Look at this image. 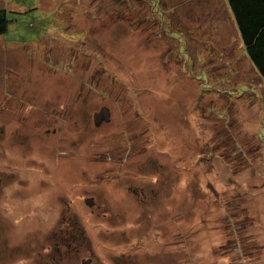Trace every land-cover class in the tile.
Segmentation results:
<instances>
[{"label": "rangeland", "instance_id": "1", "mask_svg": "<svg viewBox=\"0 0 264 264\" xmlns=\"http://www.w3.org/2000/svg\"><path fill=\"white\" fill-rule=\"evenodd\" d=\"M0 9L10 20L0 169L24 159L20 140L55 168L67 158L72 227L90 240L67 251V264H110L121 252L130 264H264V78L226 0H0ZM17 104L39 110L38 130L20 128L27 142L14 132L26 112L6 121ZM101 106L111 122L97 128ZM128 185L145 187L144 204ZM50 212L39 222L59 229Z\"/></svg>", "mask_w": 264, "mask_h": 264}, {"label": "flooded vegetation", "instance_id": "2", "mask_svg": "<svg viewBox=\"0 0 264 264\" xmlns=\"http://www.w3.org/2000/svg\"><path fill=\"white\" fill-rule=\"evenodd\" d=\"M29 105H18L14 107L16 108L13 113L14 115L5 114L7 118L2 116V118H6V121L13 118L17 120L16 111L19 114L26 112L25 115L22 114L20 117L23 121L16 122L17 127H14V132L18 139L22 137L26 142L29 141L28 137L30 134L23 137V133H20V128L24 132L28 130V133H30V131L34 132V130L38 128L37 124H40V118L38 116L39 110L34 106ZM53 107L56 106L53 105ZM23 108H25V110L31 108L32 110L27 109L30 111V115H28V112ZM50 108H52V106ZM50 108L48 109L50 110ZM108 111V120H101L98 124H95L93 118L96 112L93 113L92 123L95 127L100 128L111 122V112L109 108ZM55 117L56 116H53L52 118L49 117L48 120H54L53 118ZM2 126L0 127L1 134L4 133V128H2ZM11 129L12 127L8 125L7 130L10 132ZM81 130H83V128H81ZM55 131L56 129L54 128L53 133ZM45 132L47 134L50 133L48 130H45ZM24 143L23 140L17 141V149L14 147L15 150L24 156V159L16 155V157H11L14 158L13 161H11V158L10 160L6 158L7 163L11 162L10 164L15 166L16 169L14 171H3L2 167L0 169V264H8L13 261V264H58L56 257H59L62 263L67 264L65 257L68 252L72 251L74 253H79L83 250V247H90L89 237H87L84 230H81L78 227H72L73 221L71 220V209L67 202V158L63 160L62 164L57 165L58 168H55L53 163H48V160L40 154V152L45 154V151L41 148H37L36 145L32 146L31 144H27L25 146ZM63 146L66 147L64 150L67 151V142H65ZM5 148L6 144L2 146V152L5 151L7 154L8 151ZM39 154L41 155L40 159ZM46 164L48 167L52 168V170H50L54 172L53 174L45 167ZM6 167L8 169L7 165ZM120 168H124L123 171L130 170L126 164ZM123 176L124 174L122 175V178L115 180V182L120 185L123 184ZM61 180L65 183H61ZM55 182L60 183V185H56ZM127 188L137 202L142 204L145 203L147 195L144 186L137 185L132 188L128 185ZM8 192L13 193L14 196L8 197ZM94 198V196H91L83 201L85 205L91 209V214L94 213V208L100 207L99 204H95ZM116 198L117 199H114L121 201L125 197L120 195ZM49 211H51V214L54 212L58 215L57 218L60 219L58 222L59 229L53 227L54 224L47 223L45 225L43 222H39L41 216L44 217ZM6 212L11 220L17 215L19 221L12 220V222L6 224L4 221ZM30 212L32 214V219L29 220L30 224L26 225L24 223L26 213ZM40 232L43 233L42 237L44 239L42 242L44 241V244L39 242V239L41 238ZM22 234L24 235L22 236ZM21 255L24 256L23 259L18 258V256ZM112 260L113 261H111L110 264H130L131 262L129 256L124 252H121V256H114V259ZM81 264L102 263L101 261L93 260L89 257L88 259L81 260Z\"/></svg>", "mask_w": 264, "mask_h": 264}, {"label": "trees", "instance_id": "3", "mask_svg": "<svg viewBox=\"0 0 264 264\" xmlns=\"http://www.w3.org/2000/svg\"><path fill=\"white\" fill-rule=\"evenodd\" d=\"M248 60L258 76L264 78V0H226ZM9 19L0 9V36L5 34Z\"/></svg>", "mask_w": 264, "mask_h": 264}, {"label": "water", "instance_id": "4", "mask_svg": "<svg viewBox=\"0 0 264 264\" xmlns=\"http://www.w3.org/2000/svg\"><path fill=\"white\" fill-rule=\"evenodd\" d=\"M109 111L106 107H101L99 112H96L93 116L95 124H98L101 120H108Z\"/></svg>", "mask_w": 264, "mask_h": 264}]
</instances>
